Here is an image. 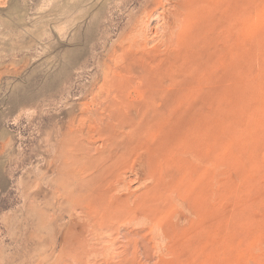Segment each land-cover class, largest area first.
<instances>
[{"label": "rangeland", "instance_id": "obj_1", "mask_svg": "<svg viewBox=\"0 0 264 264\" xmlns=\"http://www.w3.org/2000/svg\"><path fill=\"white\" fill-rule=\"evenodd\" d=\"M0 264H264V0H0Z\"/></svg>", "mask_w": 264, "mask_h": 264}, {"label": "bare ground", "instance_id": "obj_2", "mask_svg": "<svg viewBox=\"0 0 264 264\" xmlns=\"http://www.w3.org/2000/svg\"><path fill=\"white\" fill-rule=\"evenodd\" d=\"M78 2V0H75V3H77ZM232 10V9H231ZM229 22V21H228ZM234 23V22H233ZM235 24V23H234ZM221 48V47H220ZM150 145V144H149ZM176 163V162H175ZM176 166V165H175ZM172 191V190H171Z\"/></svg>", "mask_w": 264, "mask_h": 264}]
</instances>
